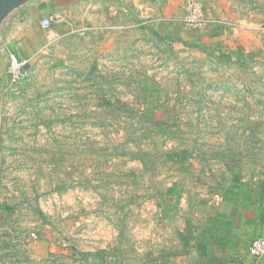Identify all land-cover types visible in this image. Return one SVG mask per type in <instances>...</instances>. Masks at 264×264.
I'll return each mask as SVG.
<instances>
[{
	"label": "rangeland",
	"instance_id": "374dc122",
	"mask_svg": "<svg viewBox=\"0 0 264 264\" xmlns=\"http://www.w3.org/2000/svg\"><path fill=\"white\" fill-rule=\"evenodd\" d=\"M195 1L197 30L188 0L78 6L0 82V264H243L264 236V0Z\"/></svg>",
	"mask_w": 264,
	"mask_h": 264
},
{
	"label": "crops",
	"instance_id": "0c3cea01",
	"mask_svg": "<svg viewBox=\"0 0 264 264\" xmlns=\"http://www.w3.org/2000/svg\"><path fill=\"white\" fill-rule=\"evenodd\" d=\"M105 1H108V4H111L110 6L115 7L116 9H122L128 1L138 2V0H124L125 3L123 0L23 1L17 8L13 9L4 18L0 19V82L9 80L6 72L9 53L14 52L20 59L25 61L32 56L38 48L49 43L50 39L54 40L55 38L67 35L72 30L73 26L62 24L64 22L63 20H65L63 17L67 18L72 9H77V7H81V5L84 9V6L93 3L101 5V3H105ZM76 9L74 11H77ZM48 16L61 18L62 22L54 23L50 29L46 30L42 27V23ZM167 18L168 20L166 22H158L157 29H154L162 36H179L181 28L173 22L172 18ZM214 212V249L212 250V255H214V261L219 260V258H223L225 261L231 256H237L234 255L235 250L233 242L239 235L231 237L229 239L230 241L228 240L229 243H225L224 249L221 248V245H219V238L220 240H223L225 236L221 237L219 235V230L217 229L218 214L216 213V208L214 209ZM237 213L241 214L243 217L245 216L244 209L237 210ZM227 239L228 237H225L224 241H221V243L225 242ZM246 252V258L244 260L242 259L243 264L251 263V257L248 254V246Z\"/></svg>",
	"mask_w": 264,
	"mask_h": 264
},
{
	"label": "built area",
	"instance_id": "2783aa9c",
	"mask_svg": "<svg viewBox=\"0 0 264 264\" xmlns=\"http://www.w3.org/2000/svg\"><path fill=\"white\" fill-rule=\"evenodd\" d=\"M187 15L185 24L189 29L197 30L203 26L204 14L202 6L195 0H188ZM62 22L61 18L50 16L42 23L45 29L51 28L54 23ZM25 62L20 59L15 53L11 52L8 55L7 75L11 82H17L26 75L24 68ZM248 254L251 257L249 264H264V236L254 237L248 245Z\"/></svg>",
	"mask_w": 264,
	"mask_h": 264
},
{
	"label": "water",
	"instance_id": "95a60500",
	"mask_svg": "<svg viewBox=\"0 0 264 264\" xmlns=\"http://www.w3.org/2000/svg\"><path fill=\"white\" fill-rule=\"evenodd\" d=\"M23 1L26 0H0V19L17 8Z\"/></svg>",
	"mask_w": 264,
	"mask_h": 264
},
{
	"label": "trees",
	"instance_id": "16d2710c",
	"mask_svg": "<svg viewBox=\"0 0 264 264\" xmlns=\"http://www.w3.org/2000/svg\"><path fill=\"white\" fill-rule=\"evenodd\" d=\"M149 29L158 38V40L166 42L173 41L172 37L162 36L154 28L150 27Z\"/></svg>",
	"mask_w": 264,
	"mask_h": 264
}]
</instances>
